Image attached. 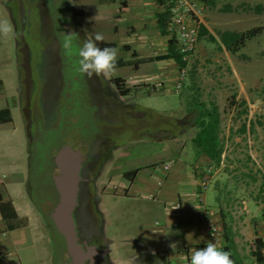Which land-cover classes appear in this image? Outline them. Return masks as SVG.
<instances>
[{"label": "rangeland", "instance_id": "1", "mask_svg": "<svg viewBox=\"0 0 264 264\" xmlns=\"http://www.w3.org/2000/svg\"><path fill=\"white\" fill-rule=\"evenodd\" d=\"M118 1L11 0L4 8L0 6V20H7L15 30L6 38L0 37V79L3 80L0 106L21 105L20 111H15L17 133L9 136L8 133L13 131L11 124L0 127V152H7L8 157L10 149L21 153L19 162L26 166L28 175L32 163L35 183H39L40 170L46 176L41 182L44 190L40 196L29 185L21 195H14L18 204L29 203L25 210L29 207L32 217L38 213L41 225L34 226L35 241L30 240L32 245L24 246V250L29 257L40 255L39 264H78L76 257L86 251L78 244L72 208L77 198L79 163L93 134L102 137L108 133L116 134V131L122 134L115 138L118 147L104 159L100 170L94 172L96 183L92 194V198L98 196L102 236L111 241L109 252L113 264H132L131 259L126 262L128 254L140 253L139 246L145 243L143 240L137 242L142 238L141 229L145 221L150 224L151 218L156 216L154 210L145 209L148 203L155 202L153 199L141 198L134 190L126 195L119 189V183V188H112L113 169L140 168L141 174L159 172L162 162L169 159L177 161L173 170L179 165L189 168L188 165L199 159L192 137L198 130L195 122L202 102L208 108L213 105L218 108L220 135L231 136L224 139L228 148L234 151L231 156L237 149L236 152H242L245 164L249 162L264 175V8L260 12L254 9L257 4L264 6V0H213L212 9L207 11L216 22L210 24L214 38L208 35L199 38L180 90L175 89L173 82L166 84V89H150L158 83L160 74H147L141 78L130 76L133 71L130 61L118 65L113 75L102 76L116 89L112 78L126 77L131 91L127 95L120 94L125 102L139 107H131L127 112L120 108L109 112L108 117L100 114L96 119L93 111L98 102L86 92V88L91 90L95 84L93 77L78 72V49L84 41L94 40L96 33H101L103 40L108 42L128 40L124 28L114 31V21L109 16L114 5H119ZM26 9L31 11L27 16H31L28 23L34 27L32 36L28 34L29 27L26 29L25 26ZM255 27L263 29L252 36H243L242 33ZM227 32L238 34L227 36ZM69 34L73 37V46L71 50H65L62 45ZM236 36L241 44L232 51ZM26 45L33 53L36 80L40 84L44 81L42 91L30 74ZM117 49L118 59L136 60L130 52ZM142 81L146 86L141 85ZM31 95H36L34 115L29 106ZM39 107L45 110V129L40 126ZM174 120H180L181 125ZM34 121L40 127L37 138L33 137ZM244 122L247 129L242 132ZM160 128H169L171 132L166 135ZM256 131L260 133L259 139L255 138ZM237 132L245 133L243 139H236ZM35 145L38 149L33 156ZM120 176L124 177L122 173ZM41 206L43 212L39 211ZM143 255L145 264L156 257L149 251Z\"/></svg>", "mask_w": 264, "mask_h": 264}, {"label": "crops", "instance_id": "2", "mask_svg": "<svg viewBox=\"0 0 264 264\" xmlns=\"http://www.w3.org/2000/svg\"><path fill=\"white\" fill-rule=\"evenodd\" d=\"M10 1L0 0V6L4 8ZM111 1L116 3L117 0ZM118 2L119 5H114L109 16L114 21V31L124 28V34L127 35L128 40L112 42L117 43L115 48L120 47L136 58V60H124L123 64L126 65L130 61L129 65L133 70L130 76L141 78L147 74H160L158 82H161L162 88L166 89V84L175 83L178 75V62L169 53V39L173 33H165L158 26V12L162 13L166 5L157 0H120ZM200 2L204 7L203 27L211 33L210 24H216V22L207 9H212L214 1L200 0ZM167 31H170L169 27ZM119 77L126 80L124 76ZM2 84L3 80L0 79V85ZM125 85L130 87L127 83ZM141 85L146 86L144 81ZM18 97L20 100V95ZM4 108L10 109L12 119L0 120V127L7 124L13 125V131L8 134L15 135L19 130L15 122V111H20L21 105L17 103L7 107L0 106V110ZM3 115L7 116V113ZM256 133L255 138L259 139L260 133L257 131ZM242 134L237 132L236 139H243ZM220 137L223 142V151L219 164L199 152L197 155L199 159L196 158L194 164L188 165L189 168L179 165L178 169L173 170V167L178 165L174 160L171 170L160 174L163 180L161 184L157 182L156 171L141 174L139 170L135 175L130 176L126 172L136 168L126 171H120L119 168L113 169L112 188L116 189L119 183L120 188H118L122 189L126 195L134 190L141 198L155 201L148 203L145 209L150 212L154 210L156 216L151 218L153 221L150 224L145 221L141 229L142 238L137 239V242L143 240L145 243L139 246L140 253L130 252L126 262L129 263L131 259L132 264H145L143 254L149 251L150 255L156 257L148 261V264H184L187 255L191 256L195 250L211 242L202 207L197 201V194L200 191L199 172L205 165L211 164L213 173L204 196L206 203L216 210L214 218L220 230L217 246L231 253L234 264H264L262 219L264 175L254 165L250 166L249 162L245 164L244 157L241 156L242 152H236L237 149L231 156L234 151L224 142L225 138H231L230 135L226 137L220 135ZM9 151V157L7 152H0V264H35V261L39 264L40 255L37 258L29 257L24 250V246L31 244L30 240L33 243L35 241L34 226L41 225L38 223V213L35 218L32 217L29 207L25 210V205L29 203L18 204L14 196L21 195L23 189L28 187V169L19 162L21 153H16L18 151L13 149ZM121 173L124 177L120 176ZM149 195L153 197L149 198ZM208 198H211V201H208ZM178 204L179 207H177ZM174 222L178 225H174ZM3 232L5 234H2ZM257 238L263 241L261 251L257 250ZM105 240L104 250L111 259L109 252L112 249L111 241L108 242L106 238ZM162 251L165 253L162 254ZM50 259L51 257H48V260Z\"/></svg>", "mask_w": 264, "mask_h": 264}, {"label": "flooded vegetation", "instance_id": "3", "mask_svg": "<svg viewBox=\"0 0 264 264\" xmlns=\"http://www.w3.org/2000/svg\"><path fill=\"white\" fill-rule=\"evenodd\" d=\"M26 10L27 11H26L25 26L27 25L26 29L29 27L28 34L32 36L34 33V27L33 24L28 23V21L30 22L31 16L30 18L27 16V14L30 15L31 11L29 9ZM26 47L28 48L27 56L29 59L30 74L32 75V79L33 81H35L34 83L37 87V84H40V81L36 80L37 72H36V68H34L32 63L33 53L31 52V48L29 47V45H26ZM92 80L94 81L95 85L92 86L91 90L89 88L88 89L86 88V92L92 94L94 102L96 101L98 102V104L94 107L95 110L93 111V116L96 119L98 118V116H100V114H105V116L108 117L109 112H115L120 108L123 109L125 108L124 110L127 112L128 109L131 107H139L132 103L125 102L119 90H117L118 87L117 89L114 88L111 85V82L105 80L102 76L101 77L94 76ZM43 84L44 81L42 80L40 84V91H42L43 89ZM36 95L35 96L31 95V103L29 102V106H31L32 108L31 110L32 115H34L35 112V111L33 112V110L36 107ZM39 106H42V103H40ZM39 108L42 118V122L40 126H43L45 129L46 128L45 126L46 114L44 113L45 110L43 109V107H39ZM174 121L181 125L180 120H174ZM34 123H35L34 124L35 130L33 131V137L37 138L36 134L37 132H39L40 127L36 126L35 121ZM133 129L135 130V128ZM160 131H162L164 134L166 133L167 135L169 134V132H171V129L160 128ZM116 132H117L116 133L117 136L115 133H108L105 137L96 136L94 134L90 136L89 145L79 163L77 198L74 207L72 208V215H73V220L75 222L74 223L75 233L79 237L78 241H80L78 244H80V246L83 245V247L81 248H83L86 251H83V255L76 257L75 260L77 261L78 264H113L107 253L105 252L104 254L102 252L105 248L106 240L102 236L103 234L101 231V219H100L101 216L98 217L101 214V212H99L97 209L98 196L97 197L94 196V198H92L93 197L92 194H93L94 185L96 183L95 174L97 173L98 170H100V167L104 162V159H106L109 155H111L112 150H114L115 147H118V145L115 142V138L118 136L120 137V135L122 134L119 131ZM162 132L160 133V135L162 134ZM142 134H147V133H142ZM37 149L38 148L35 145L32 153L33 156L37 154ZM43 150H44V154H46L47 148L44 143H43ZM49 155L50 154H47V156ZM44 175L45 174L43 173V171L40 170V173L37 176L39 183L38 184L35 183V180L33 179V175H32V163H31L28 184L31 187V189H34V192L38 191L39 196L42 194L44 190L43 189L44 185L41 184L42 180L46 178V176ZM94 202H96V204ZM39 208H40L39 209L40 212L44 211V208L42 206Z\"/></svg>", "mask_w": 264, "mask_h": 264}, {"label": "built area", "instance_id": "4", "mask_svg": "<svg viewBox=\"0 0 264 264\" xmlns=\"http://www.w3.org/2000/svg\"><path fill=\"white\" fill-rule=\"evenodd\" d=\"M166 4L170 7L171 17L169 20L170 29L176 34L178 50L182 54V60L185 64L178 66V75L175 80V89L180 90L183 86V81L188 74V66L191 60L192 54L194 53L197 43L199 41L200 28L205 23L204 18V7L202 6L200 0H165ZM161 89V82L153 84L151 88ZM154 90V89H153ZM175 161L174 159H169L163 161L159 172H155L158 175V184L162 183L160 174H165L170 171L173 167ZM200 173L199 187L200 191L197 194V201L202 207V212L204 213L205 221L209 230V236L211 242L219 243L220 230L215 220L216 210L214 207L208 205L205 201L204 193L208 188L212 173L213 166L211 164L205 165ZM153 195H149L152 198ZM179 207V204L177 205ZM264 222V216L262 217ZM174 225H178L174 222ZM2 234H5L3 232ZM165 251H162L164 254ZM191 256H186L184 264H190Z\"/></svg>", "mask_w": 264, "mask_h": 264}, {"label": "trees", "instance_id": "5", "mask_svg": "<svg viewBox=\"0 0 264 264\" xmlns=\"http://www.w3.org/2000/svg\"><path fill=\"white\" fill-rule=\"evenodd\" d=\"M159 3H163L166 5L165 10H163L162 13L158 12V26L159 28L163 29V31L166 33L170 32L173 33L171 38L169 39V53L175 57V59L178 62V66L181 64H185V61L182 60V54L178 50L177 45V39L176 34L170 29L169 27V20L171 17L170 7L166 4L165 0H157ZM264 8L263 4H257L255 6V10L260 12ZM167 27H169L170 31H167ZM263 28L261 27H255L253 29L248 30L247 32L242 33L243 36H252L258 31H261ZM232 32H227L226 35L230 36ZM233 35H237L238 33ZM203 35H208L211 39L214 38L213 34L210 33L206 27H203V25L200 28V34L199 38ZM236 40L234 41L232 51H235L237 47L240 46L241 42L238 40V37L236 36ZM244 39V37H243ZM97 45L101 48L104 47H116L117 44L115 42H108L103 40L102 42H96ZM243 43V42H242ZM177 45V46H176ZM229 50V48H227ZM193 55V54H192ZM124 63L123 59H118L117 66ZM115 85L118 87L120 93L122 95H127L130 93L131 88L125 85V78L123 77H113L112 78ZM152 89V88H150ZM154 90H157L158 88H153ZM152 89V90H153ZM244 104L246 102L244 101ZM246 112V109L244 110ZM3 113H7V116H4ZM2 114V115H1ZM2 116V117H1ZM4 116V117H3ZM12 119L11 112L9 108H4L0 110V120L1 121H7ZM220 113L218 111V108L216 106H212L211 108H208L205 103L202 102L201 105V111L200 115L198 117V121L195 122V125L197 126V133H195V136L192 137V142L197 147L199 153L207 155L210 159H212L216 164L220 163L221 155L223 151V142L220 137ZM251 127V124L249 125ZM247 129V124L244 122L241 126V131L244 132ZM251 130V128H250ZM140 168H136L133 171H128L126 174L133 176L135 175ZM256 245L257 250L261 251V247H263V241L262 239H256ZM259 254V252H258Z\"/></svg>", "mask_w": 264, "mask_h": 264}, {"label": "clouds", "instance_id": "6", "mask_svg": "<svg viewBox=\"0 0 264 264\" xmlns=\"http://www.w3.org/2000/svg\"><path fill=\"white\" fill-rule=\"evenodd\" d=\"M14 27L7 20H0V37L14 33ZM18 35V34H17ZM104 39L101 33H96L94 40H86L78 49V72L88 78L110 76L117 70L119 52L115 47L101 48L96 42ZM65 50H71L73 37L69 34L64 43ZM190 264H234L231 253L219 248L216 243L209 242L205 247L191 254Z\"/></svg>", "mask_w": 264, "mask_h": 264}, {"label": "water", "instance_id": "7", "mask_svg": "<svg viewBox=\"0 0 264 264\" xmlns=\"http://www.w3.org/2000/svg\"><path fill=\"white\" fill-rule=\"evenodd\" d=\"M102 252L105 254V252H106V251H105V250H103Z\"/></svg>", "mask_w": 264, "mask_h": 264}]
</instances>
